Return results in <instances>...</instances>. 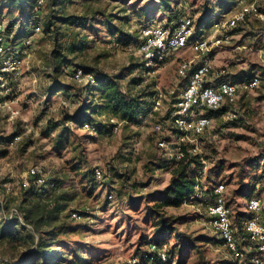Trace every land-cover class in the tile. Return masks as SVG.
Returning a JSON list of instances; mask_svg holds the SVG:
<instances>
[{
	"label": "rangeland",
	"instance_id": "obj_1",
	"mask_svg": "<svg viewBox=\"0 0 264 264\" xmlns=\"http://www.w3.org/2000/svg\"><path fill=\"white\" fill-rule=\"evenodd\" d=\"M55 1L0 0V23L12 30L25 63L20 87L11 97L19 115L11 120L0 105V264H44L22 230V211L30 197L21 181L34 166L58 185L55 224L61 228L52 244L56 252L45 251L49 264H125L148 251L150 241L161 240L176 248L182 264H233L210 225L207 208L214 202L215 189L223 185L230 220L241 237L243 224L253 216L248 200L258 183L264 216V0L258 3L263 17L251 15L236 29L210 36L216 44L210 55L213 77L225 72L226 79L241 85L257 75L259 85L249 91L241 88L233 106L237 121L214 118L212 127L196 137L198 153L209 159L202 170H195L199 194L181 208L166 210L173 219L171 232L155 227L159 220L150 211L168 186L180 139L171 122L187 84L180 65L184 60L197 64L204 57L191 50L178 51L148 72L138 52L142 30L151 25L172 27L188 16L195 25L203 17L226 18L240 9L242 0H224L225 6L218 4L222 0H57L59 6ZM206 7L213 14L205 16ZM28 13L39 18L40 32L26 28ZM55 17L72 18L73 23L57 32L49 30L48 20ZM109 22L135 40L128 45L119 42V34L108 33ZM22 41L29 42L23 46ZM72 45L82 49L70 54L73 62L56 75L51 53ZM76 67L120 77L125 93L146 95L140 122L111 119L98 103L101 90L84 88L80 100L56 92L60 83L72 89L74 84L66 76ZM83 104L88 110L80 116L104 123L102 131L92 134L79 121H69ZM114 125L119 126L117 133L112 131ZM157 125L161 131L155 130ZM18 135L21 142L11 146ZM162 140L168 142L166 148L159 145ZM97 168L103 174L100 180L94 178ZM76 212L82 219L72 218Z\"/></svg>",
	"mask_w": 264,
	"mask_h": 264
},
{
	"label": "built area",
	"instance_id": "obj_2",
	"mask_svg": "<svg viewBox=\"0 0 264 264\" xmlns=\"http://www.w3.org/2000/svg\"><path fill=\"white\" fill-rule=\"evenodd\" d=\"M260 1L262 0H242L239 10L226 18L214 20L206 27H197L194 19L188 16L182 18L174 27L151 25L142 30L138 52L143 61V68L148 72L163 65L178 51L191 50L197 57H204L202 62L197 64L194 60H184L180 65L179 73L187 79V84L176 101V109L171 118L180 138L177 146L180 143H190L195 146L193 151L198 152L196 137L205 134L214 123V118L207 116V112L222 110L219 120L224 123L235 122L238 120V112L233 106L236 105L241 88L249 91L258 87L257 75L243 81L241 85L226 79L225 72L213 77L210 55L216 44L210 40V36L216 37L218 33L236 29L246 23L251 15L262 16L258 10ZM32 29V32L38 33L41 27L39 24H33ZM218 41L216 42L219 43ZM28 42L22 41V45L26 46ZM19 47L14 41L13 33H8L7 28L0 23V105L6 107L11 120L19 115L12 108L11 97L14 96L16 88L20 87L25 67ZM74 80L82 86L96 85L94 76L84 73L81 69L75 71ZM226 106L228 108L225 110ZM81 127L92 134L99 132L96 126L86 121L81 122ZM161 129V125L155 127L156 131ZM118 130V125L112 126L113 133H117ZM21 140L22 137L18 135L10 144L13 146ZM159 145L166 148L168 142L162 140ZM182 157L180 148H176L173 158L180 160ZM94 176L96 180H100L103 177L102 171L95 169ZM21 184L25 190H34L43 197L56 192L58 188L56 183L50 182L44 169L38 166L28 171ZM224 188L223 185H219L215 189L214 202L207 208L212 229L230 252L233 264H264V216L261 197H252L248 200V209L253 216L243 224V236L240 237L230 220ZM200 189L199 183L192 198L199 194ZM72 218L80 220L82 215L76 212ZM148 247L143 260L139 256H134L125 264L169 263L166 248L160 249L155 244ZM171 263L177 264L173 261Z\"/></svg>",
	"mask_w": 264,
	"mask_h": 264
},
{
	"label": "trees",
	"instance_id": "obj_3",
	"mask_svg": "<svg viewBox=\"0 0 264 264\" xmlns=\"http://www.w3.org/2000/svg\"><path fill=\"white\" fill-rule=\"evenodd\" d=\"M55 2L58 6L60 5L57 0ZM218 4L225 6L226 2L222 0ZM204 10L205 16L213 14V11L208 9L207 7L204 8ZM207 18L205 20V17H203L199 21V24L196 26L206 27L214 21H208ZM71 20L72 18L55 17V19L48 20L49 23L47 24V27L49 28V30L55 29V32H57L58 30H60V28H62V25L72 24L73 22L70 23ZM24 24H26V28H30V26H32L33 24H40V21L38 17L32 16L31 13H28ZM107 29L108 33L112 36H117L119 34L120 36L117 38V40L119 42H123V44L125 45H128V43H130L132 40H135V38H133L132 36L123 33L119 29V26L112 22H109L107 24ZM7 32L11 33L12 30H10V28H7ZM123 37L124 41H122ZM81 46L84 47L85 44ZM82 47L72 45L67 47L66 49L61 47L58 51H53L50 56V64L53 67L54 73L56 75L61 74L63 68L73 62L70 58V54L81 51ZM77 69L83 70V72L86 74H92L96 81V85H78L74 80V74ZM66 77L70 78L74 86L72 87V89H67L63 83H60L57 87L58 89L56 90V92L64 91L67 96H69V94H73L71 95L73 96V98H77L80 100L83 96L82 92L83 94L86 92L84 91V88H95L101 90L102 94L99 97L98 103H100V106L103 107L104 110L109 111L112 116L111 119H117L122 122H130L134 124L140 122V118L143 116L144 108L146 106V103L144 102V98L146 97V95L132 96L125 93L119 85L120 77H110L99 71L87 69L84 67L74 68L73 70L68 72ZM227 108L228 107L226 106L224 109L226 110ZM95 109L96 107H93V112H96ZM87 110V104L80 105L75 109V115H73L69 121H79L80 123L81 121L89 122L87 119L80 116L81 112L86 115ZM221 112L222 110L209 111L207 112V116L218 118ZM89 123L96 126L99 132L102 131L103 126H105L103 125L104 123H98L97 121ZM176 148H180V152L182 153L183 157L180 160H173L170 170L171 177L168 186L161 193L159 199L155 201L150 211L152 217L159 220L155 223V227H161V232L175 231L173 227V219L166 215V210L170 208H181L188 199L195 195L196 188L200 183V179L196 176L195 170H202L204 167L203 162L209 159L208 157H203L204 154L201 155L198 152L195 153L193 151V149H195V146L190 143H180V145L176 146ZM174 152H176V149ZM259 185L260 184L256 183V185L252 188L249 198L261 197V189ZM26 192L30 197V203L27 209H23L22 211L24 216L23 220L25 221V223H23L22 225V230L27 232V238L33 241V245L35 244L34 254L38 257H43L44 264H49L50 261L49 259H47V254L45 253V251L50 250V252L52 253L56 252V250L53 249L52 244L58 238L61 228L55 224L57 215L59 213L58 210L60 209L59 198L58 196L54 195V192L51 194V196H53V200L48 202L44 200L43 196L39 195L34 190H26ZM208 204L209 202H207V205ZM241 236H243V233ZM150 244H155L160 249L166 248V253L169 258L168 264H172V261L176 262L177 264H182V260H180L176 253V248L169 247L166 241H150L148 245ZM146 254L147 253L143 252L138 253L136 256H139L143 260ZM56 260L57 263H59L61 261V258H57Z\"/></svg>",
	"mask_w": 264,
	"mask_h": 264
}]
</instances>
